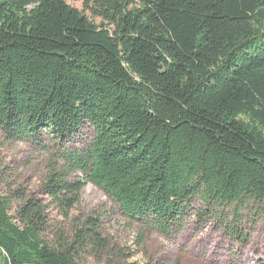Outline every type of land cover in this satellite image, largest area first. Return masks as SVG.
I'll list each match as a JSON object with an SVG mask.
<instances>
[{"label":"trees","instance_id":"1","mask_svg":"<svg viewBox=\"0 0 264 264\" xmlns=\"http://www.w3.org/2000/svg\"><path fill=\"white\" fill-rule=\"evenodd\" d=\"M82 1L100 25L66 0H0V130L65 145L92 129L59 156L81 179L42 184L65 213L90 184L164 236L192 215L248 243L264 218V0ZM44 213L26 199L13 217L0 196V264L105 249L96 218L49 245Z\"/></svg>","mask_w":264,"mask_h":264},{"label":"rangeland","instance_id":"2","mask_svg":"<svg viewBox=\"0 0 264 264\" xmlns=\"http://www.w3.org/2000/svg\"><path fill=\"white\" fill-rule=\"evenodd\" d=\"M66 2L100 25V19L84 10L82 0ZM93 135L85 125L74 140L60 145L44 133L31 141H14L0 130V196L8 199L10 215L15 217L24 200H36L45 211L46 230L41 238L49 245L55 243L57 233L71 239L74 228L96 218L105 249H79L74 254L77 264H264V218L256 221L245 245L211 223H198L192 215L182 231L164 236L131 222L104 192L90 184L83 186L72 210L65 213V208L42 191V184L50 173L66 184L80 180L81 174L69 172L59 156L63 150L84 151Z\"/></svg>","mask_w":264,"mask_h":264}]
</instances>
